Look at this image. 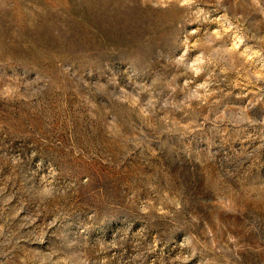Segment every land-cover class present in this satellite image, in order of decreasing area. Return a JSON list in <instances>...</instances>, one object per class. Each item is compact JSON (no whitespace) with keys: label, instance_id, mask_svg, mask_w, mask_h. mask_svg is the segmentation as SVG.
Segmentation results:
<instances>
[{"label":"rangeland","instance_id":"1","mask_svg":"<svg viewBox=\"0 0 264 264\" xmlns=\"http://www.w3.org/2000/svg\"><path fill=\"white\" fill-rule=\"evenodd\" d=\"M0 264H264V0H0Z\"/></svg>","mask_w":264,"mask_h":264}]
</instances>
